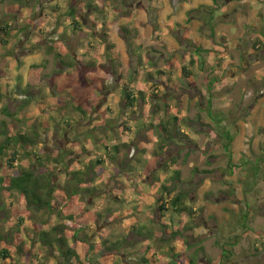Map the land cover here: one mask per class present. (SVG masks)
Listing matches in <instances>:
<instances>
[{"label": "rangeland", "instance_id": "obj_1", "mask_svg": "<svg viewBox=\"0 0 264 264\" xmlns=\"http://www.w3.org/2000/svg\"><path fill=\"white\" fill-rule=\"evenodd\" d=\"M17 2L0 4V146L18 149L23 168L32 170L40 165L32 155L46 160L63 152L47 167L57 194L75 189L72 208L86 210L73 225L57 213L23 209L20 229L65 225L79 256L73 264H143V258L169 264L175 256L183 264H251L239 263L247 249H232L225 262L218 243L229 248L231 239L245 238L237 227L247 213V225L264 236V178L249 188L246 164L261 162L264 171V128L249 129L264 124V113L258 122L248 118L264 101V37L254 48L264 33V0H221L213 15L205 0L196 9L195 0H27L24 8ZM192 9L199 12L189 23ZM6 26L8 33L1 30ZM243 34L252 39L246 45L239 44ZM194 46L211 53L199 57ZM33 65L46 71L41 85L29 89ZM81 69L84 87L77 83ZM126 91L137 100L133 107ZM223 130L235 137L231 158ZM20 133H36V144H18ZM6 158L0 156V178L17 174L7 170ZM161 194L168 203L183 194L194 214L182 217L172 208L162 214ZM9 200L1 191L4 237L10 225H20L4 209ZM253 237L246 238L260 240ZM30 242L29 254H14L8 263L66 264L58 252L51 256ZM254 252L252 264H264V237Z\"/></svg>", "mask_w": 264, "mask_h": 264}, {"label": "trees", "instance_id": "obj_2", "mask_svg": "<svg viewBox=\"0 0 264 264\" xmlns=\"http://www.w3.org/2000/svg\"><path fill=\"white\" fill-rule=\"evenodd\" d=\"M7 0H0V4L5 3ZM17 5H22V8H24V4L27 2V0H17ZM220 2L221 0H213V6L214 7H203L208 10V14L213 15L217 10L220 8ZM216 7V8H215ZM17 8L11 9L12 11H17ZM199 12L197 10H191L188 14L191 16L192 14ZM68 16L72 19H75V10L73 6H71L70 11L68 13ZM17 17V16H15ZM192 16L188 20L190 23L192 21ZM0 24H1V19H0ZM213 24V23H211ZM74 25L78 26V23L74 20ZM2 32L8 33V26L5 28H1ZM214 31V30H213ZM257 38L254 42V48H260L262 39L260 37H264V33L262 34H257ZM215 37V33H213V38ZM6 44V43H4ZM195 47V46H194ZM194 53L197 54L199 57L201 56L202 53H211V51L203 50L201 48L195 47L194 48ZM193 64V63H192ZM46 71V66L45 65H33L30 67L29 73H28V87L29 89H35L38 88L41 85V81L44 77V73ZM86 69H81L80 74H78V82L80 87L85 86V75ZM182 72L184 76L190 80V78L193 76L189 70L184 67L182 69ZM163 74V73H161ZM209 78V77H208ZM223 78V77H222ZM216 80H220L221 78H215L213 81L218 82ZM207 80L206 82H208ZM194 85V83H192ZM212 85H209V92H212ZM126 96L127 100L129 102V106L133 107L134 104L136 103V98L133 95V92L131 91H126ZM210 105L211 102H209ZM90 106V103H89ZM211 107V106H210ZM81 106L79 104L76 106V110L82 113L83 111H80ZM175 121L178 122V118H174ZM69 121V119L67 120ZM70 122V121H69ZM69 122L66 124L68 127H70ZM222 120L216 118V123L221 124ZM161 129L166 131L164 126H161ZM223 138L226 140V145L224 147L227 155L231 158V148L232 144L234 142L235 137L231 135L229 131L223 130ZM177 133L180 134V128L177 129ZM37 134L34 133V137H31L30 135L27 134H22L20 133L17 136V143L18 144H24V145H35L34 138H36ZM60 154V155H59ZM6 156V167L7 170L10 173L17 172L14 176L11 174L10 176H5L0 178V193L1 191L6 193L8 196L9 204L7 207L5 206L4 209L10 212V215L12 218H10L11 222H17L20 225H10L7 229L5 235L2 236L0 235V264H12L10 263L11 260L12 262L16 261L14 259V254H18L19 256L24 255V254H29L31 249H26L25 244H26V239H28L30 244L32 245L31 247H35L37 244L44 245L46 248H48V253L52 256L53 251L58 252V258L61 260L63 258L64 263L66 264H73L74 261L79 260V256L77 255V252L74 248V246H70L69 244V238H68V227L65 225L57 226L54 228H51L49 231H42L40 229V226L34 225L31 228V231L28 229L21 230L20 226L23 225V212L22 210L24 209L25 212L28 211H37V212H49V213H57V216L59 219H61L64 222H70L73 225H76L78 223V218L80 217L81 214L85 213L86 210L80 209L76 210L72 208L73 204L72 201L78 196L77 191L73 189L70 191V188L66 189L64 191V194L59 193L57 194V188H56V176L53 174L52 169H48L49 163H59V158L64 157V153H58L54 155L53 157H47L46 160L40 159L36 154L32 155V158L36 160V162L40 163V165L34 166L36 169L32 170L29 168L24 169L23 164L21 162V155L20 151L18 149H13L12 151H9L8 148L5 145L0 146V156ZM264 161V159H263ZM20 162V168H17L16 165L17 163ZM98 163H100L98 161ZM261 162H256L253 165L251 164V167L249 163H246L250 168H252V172H248L249 178L251 182H248V186H254V184H257V180L264 178V171L262 169V166L260 165ZM177 176H179V173H175ZM260 176V177H259ZM79 180V179H78ZM79 184L83 183V179H80ZM163 192L164 193H170L171 192V187L170 186H164L163 187ZM64 195V196H63ZM67 199H71L70 201H67ZM186 200V197L183 194H178L172 201L171 203H168L165 201V194H161L157 197V202L159 205V210L160 212L163 213H168L170 212L171 208L174 214H178L180 216H185V215H193V209L191 207H188L184 202ZM55 201L59 202L60 204L64 205L63 209L56 210L54 203ZM67 202H69L67 204ZM9 215V216H10ZM14 216V219H13ZM250 214L247 213L244 218L243 222L245 225L249 222ZM166 226V224H164ZM244 228H247L244 226ZM251 230V229H250ZM182 231L183 229H179L174 231L173 236L174 238H180L182 236ZM140 232V231H138ZM141 233V232H140ZM258 235H262V233H257ZM26 235V236H25ZM142 235V233H141ZM144 236V235H142ZM74 242H78L77 240V235L75 234L73 236ZM235 241L233 243L227 245H220L218 243V246L221 247L222 249V259L226 262L230 260L231 256L233 255L232 249H234L235 246L238 244L239 237H235L234 239H231V241ZM85 242V241H84ZM146 250H149V247L146 248ZM36 261L39 262L40 259L38 260V257H36ZM8 260L10 262L8 263ZM156 262V260L154 259ZM193 262V261H192ZM41 264H47V263H41ZM143 264H151L150 259L148 258H143ZM169 264H183L181 261H178V256H175V259L171 261Z\"/></svg>", "mask_w": 264, "mask_h": 264}, {"label": "crops", "instance_id": "obj_3", "mask_svg": "<svg viewBox=\"0 0 264 264\" xmlns=\"http://www.w3.org/2000/svg\"><path fill=\"white\" fill-rule=\"evenodd\" d=\"M198 1L199 0H195V5H197L198 4ZM204 6H206V7H211V6H213V0H205V3L203 4ZM195 7V9L198 7V5L197 6H194ZM194 9V8H193ZM192 9V10H193ZM191 11V10H190ZM247 32V31H246ZM245 32V33H246ZM241 41H240V43L239 44H242L243 43V45L245 44H247L250 40H252V39H250V37L247 35V34H243V38L242 37H240L239 38ZM245 65V64H244ZM247 65H245V68H247L246 67ZM239 72H240V70H238ZM244 73V72H243ZM244 75V74H243ZM242 75V76H243ZM243 78H244V76H243ZM237 79V78H236ZM261 79V78H260ZM263 101V100H262ZM262 101H260V103L258 104V105H256V106H252L251 107V110H250V112H249V120H253V121H256V122H258V114H263L264 113V108H263V111H261V107H260V105L262 104ZM264 102V101H263ZM258 116V117H257ZM264 116V115H263ZM260 123L258 124V125H255L256 127H249V129L251 130L250 131V133L251 132H254L255 130H257V132L258 131H260L261 130V127H263L264 128V124L262 125H260ZM262 178V176L260 177V179ZM260 179L259 180H257V184H254V182H253V185L254 186H248L249 188H251V189H254V188H256L257 187V185L258 184H260ZM264 181V180H263ZM248 182H251V181H249V179H248V181H247V183ZM264 183V182H263ZM244 226L245 227H247V228H244ZM237 229H238V231L239 230H243L244 231V233H246L247 232V234H245V238H243V240L241 239H239V241H238V244H237V246H235L234 247V250L236 251L237 249H239V250H241V251H243L244 249H247V250H249L248 251V253H247V255H246V257L245 258H243L242 260H240L239 261V263L240 262H242V261H247L248 263H251L252 264V260H253V253H255L254 252V247L256 246V247H259L260 246V240L261 239H263V237L264 236H262V235H258L257 233H260V232H256V230H254V229H252L249 225H245V224H243V225H240V226H238L237 227ZM251 229V230H250ZM247 236H251V237H253V238H259L260 240L259 241H253L254 242V244L253 243H251L250 241H248L247 240ZM233 254H234V252H233Z\"/></svg>", "mask_w": 264, "mask_h": 264}]
</instances>
